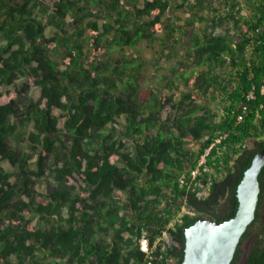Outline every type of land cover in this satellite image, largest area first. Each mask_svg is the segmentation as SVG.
I'll use <instances>...</instances> for the list:
<instances>
[{"label":"trees","instance_id":"obj_1","mask_svg":"<svg viewBox=\"0 0 264 264\" xmlns=\"http://www.w3.org/2000/svg\"><path fill=\"white\" fill-rule=\"evenodd\" d=\"M155 42L174 60L160 93L138 79ZM259 151L264 0H0V264H180L184 229L233 217ZM258 179L230 264L251 237L241 264H264Z\"/></svg>","mask_w":264,"mask_h":264},{"label":"water","instance_id":"obj_2","mask_svg":"<svg viewBox=\"0 0 264 264\" xmlns=\"http://www.w3.org/2000/svg\"><path fill=\"white\" fill-rule=\"evenodd\" d=\"M263 166L264 151H259L237 184V208L233 217L222 222L197 218L184 229L180 264H230L241 236L255 217L260 191L258 176Z\"/></svg>","mask_w":264,"mask_h":264},{"label":"rangeland","instance_id":"obj_3","mask_svg":"<svg viewBox=\"0 0 264 264\" xmlns=\"http://www.w3.org/2000/svg\"><path fill=\"white\" fill-rule=\"evenodd\" d=\"M181 16L183 17L182 14H181ZM199 28H200V24L195 23L192 27H189L188 35L193 31L199 30ZM208 30H210V28ZM52 31H53V29L51 27H47L45 29V35L50 36L52 34ZM156 44H157L156 42L153 44V46L155 47L154 49L150 48L149 46H146L145 44H141V45L137 46V49H138L137 51L139 52L140 56L143 59V62H142L143 66H142V70H141V73H140L138 79H139V85L142 89L152 88V89H154L160 93V92L165 91L163 88L164 83H165L166 79L170 76V70H171V66L174 63V60L162 57L160 60V63L155 64L153 62L154 59L152 56V51L157 49ZM54 58L56 60H58L59 63H61V60L58 56H56ZM60 66H61V64H60ZM22 80H23L22 77H17L15 79V83H20V82H22ZM12 87H13V85L6 86L4 88H12ZM179 87L181 88V86H179ZM38 95H39V88L33 87L29 90V92L27 94V98L30 100H35L38 97ZM59 113L60 112L58 109L54 110V114H56L57 116L59 115ZM165 116H166V113L163 111L162 117H165ZM62 123H63V118L59 117L57 126L59 128H61ZM119 123H123L122 119H119ZM0 166L6 170L11 169L10 165L6 162L0 163ZM11 180H13V179H11ZM52 188H53V183L51 182V180H48L46 178L40 179L36 185V189L40 193H43V194H48L52 190ZM63 214H65V213H63ZM260 214H261V219L264 220V204L262 205ZM34 221L32 223H34ZM165 236H167V235H165ZM252 239L253 238L251 237L242 245V255H241L240 264L242 263L244 257L246 256L248 248L252 243Z\"/></svg>","mask_w":264,"mask_h":264},{"label":"built area","instance_id":"obj_4","mask_svg":"<svg viewBox=\"0 0 264 264\" xmlns=\"http://www.w3.org/2000/svg\"><path fill=\"white\" fill-rule=\"evenodd\" d=\"M250 97H252V96L250 95ZM242 108H243V110H245L246 109V106H243ZM240 119H241V116H238V120H240ZM208 152H209V148L206 149V150H204V153L200 156L199 164H203L204 163L205 157L208 154ZM140 248H141V250L143 252H147L148 251L147 246H146V243H145V240L141 241Z\"/></svg>","mask_w":264,"mask_h":264},{"label":"clouds","instance_id":"obj_5","mask_svg":"<svg viewBox=\"0 0 264 264\" xmlns=\"http://www.w3.org/2000/svg\"><path fill=\"white\" fill-rule=\"evenodd\" d=\"M143 241V240H142ZM140 244H141V242H140Z\"/></svg>","mask_w":264,"mask_h":264}]
</instances>
